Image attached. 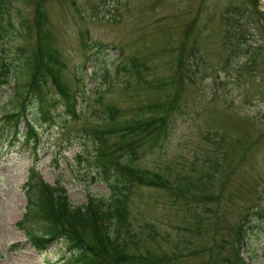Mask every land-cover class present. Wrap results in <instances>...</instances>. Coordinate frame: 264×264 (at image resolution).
Instances as JSON below:
<instances>
[{
  "label": "rangeland",
  "instance_id": "1",
  "mask_svg": "<svg viewBox=\"0 0 264 264\" xmlns=\"http://www.w3.org/2000/svg\"><path fill=\"white\" fill-rule=\"evenodd\" d=\"M262 1L1 0L0 55L12 61L39 47L77 102L75 116L64 114L48 78L39 90L54 102L53 120L38 119V103L26 102L34 138L13 139L0 119V264H58L63 252L57 239L31 245L26 230L41 233L37 218L17 224L30 172L63 189L69 206L88 194L107 199L90 164L94 135L106 132L110 158L132 136L109 127L151 116L163 117L165 134L134 135L132 165L157 182L129 184L121 250L151 256L149 264H264ZM23 79L15 71L0 86V113L17 108L8 97ZM105 107L114 110L108 120ZM17 128L24 131L22 117Z\"/></svg>",
  "mask_w": 264,
  "mask_h": 264
},
{
  "label": "trees",
  "instance_id": "2",
  "mask_svg": "<svg viewBox=\"0 0 264 264\" xmlns=\"http://www.w3.org/2000/svg\"><path fill=\"white\" fill-rule=\"evenodd\" d=\"M36 21L38 26L40 18H37ZM17 34L20 32L18 31ZM0 51L1 53L5 52L3 48H0ZM50 60V56H46L39 47L33 50L19 49L12 61L6 59L2 54L0 55V86L7 83L9 76L14 80L15 71L20 73L22 79L24 78L20 82L14 81V86H12L14 91L8 97L9 100H17V108L13 107L11 110H3L0 113V119L12 130L10 137L13 139H16L17 135H24L25 141L30 137H35L31 119L24 117L27 108L26 102L29 98H33L38 103V119L53 120L54 117L50 114L49 108L53 106L54 102L46 103L39 90L40 85L45 83L48 78L52 85L58 89L57 94L65 108L64 114L69 116L76 114L77 91H69L59 78L57 69H50L48 65ZM130 65L126 63L120 69L128 71ZM14 68L16 70L13 72ZM111 110V108L105 107L102 110L101 118L110 119L114 112ZM19 117H22L24 131L17 128ZM165 127L166 123L163 121V117L157 119L151 116L146 119L132 118L122 124L109 127L108 131L113 133L116 130H122L133 137L141 134L150 135L154 132L165 134ZM89 133L93 134V131ZM105 133L104 130H99L97 135H94L96 147L90 164L98 174L101 173L100 180L108 184L107 199L88 194L85 203L69 206L63 189L50 186L40 177L34 180L32 172L23 184L24 187L26 186L24 188L25 207L22 218L17 221V224L21 225L28 220H36V218L42 222L41 233L36 234L26 230L30 243L35 249L44 248L54 239L62 241L64 251L60 255L58 264H149L153 262L151 256L148 255H127L121 250L118 243L121 240L120 230L128 227L124 201L129 184L133 182L145 184L157 182V180L155 178L149 180L143 171L133 167L136 141H133L132 137L125 142L115 143L109 158L108 150L104 144ZM122 149H126L127 153L120 159L119 152ZM80 161L79 156H76V162ZM245 226L243 218L235 227L234 256L237 259L236 263L239 262L237 247ZM85 232L89 234L88 240L84 235Z\"/></svg>",
  "mask_w": 264,
  "mask_h": 264
},
{
  "label": "water",
  "instance_id": "3",
  "mask_svg": "<svg viewBox=\"0 0 264 264\" xmlns=\"http://www.w3.org/2000/svg\"><path fill=\"white\" fill-rule=\"evenodd\" d=\"M262 4L264 5L263 1H262Z\"/></svg>",
  "mask_w": 264,
  "mask_h": 264
}]
</instances>
